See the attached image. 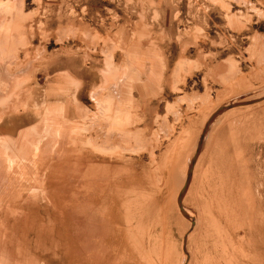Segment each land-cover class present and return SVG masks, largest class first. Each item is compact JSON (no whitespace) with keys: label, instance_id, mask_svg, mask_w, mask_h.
I'll list each match as a JSON object with an SVG mask.
<instances>
[{"label":"rangeland","instance_id":"1","mask_svg":"<svg viewBox=\"0 0 264 264\" xmlns=\"http://www.w3.org/2000/svg\"><path fill=\"white\" fill-rule=\"evenodd\" d=\"M205 122L168 239L162 187H183ZM56 131L79 176L59 169L55 207L16 203L15 223L6 186L41 195L30 161ZM0 160L13 264H264V0H0ZM92 166L116 181L99 203Z\"/></svg>","mask_w":264,"mask_h":264},{"label":"bare ground","instance_id":"2","mask_svg":"<svg viewBox=\"0 0 264 264\" xmlns=\"http://www.w3.org/2000/svg\"><path fill=\"white\" fill-rule=\"evenodd\" d=\"M242 103V102H241ZM241 103H237V104H241ZM235 103H231L230 105H233ZM236 109V108H234ZM233 109V110H234ZM226 113V112H225ZM207 123L208 122H205L204 126L202 127V132H200L201 134L199 135V138H198V141H197V145H196V153L194 154V156L191 158V161H190V164L187 168V172H186V177H185V183L181 189V191L179 192L178 194V198H177V206H178V209L179 211L185 215V211L180 210V200L182 199V196H183V193L190 181V176H191V172H192V168H193V165H194V162H195V158H196V154H197V151L199 150V146L201 144V140H202V137H203V134L206 130V127H207ZM39 129V128H38ZM35 130V129H34ZM37 130V129H36ZM64 130V129H63ZM25 134V133H24ZM22 134H20L18 136V141L22 140L21 136ZM56 138L57 140L50 146L48 147V152H53V155L50 156L47 155L45 153L43 156L39 155V157L37 156L36 160L35 161H30V165L32 166L31 169L33 170L32 172H34L31 177V179L28 181L29 183L32 184V182H34L35 184L34 185H39L41 187V195H39V193L37 192L35 194V189H34V192L33 193H30L32 192L33 190H31L30 192H26V187H24L25 185H27V183H22L20 182L18 184V188L17 190L13 193L12 190L9 189V187L6 186L7 188V193H6V198H5V202L7 203L5 206H4V209H5V214L7 216H11L13 217L14 216V222L16 223L17 220H19V215L18 213H16L15 210L13 209H16V207L14 206V204L17 203V205L19 206H30L31 208L33 207H36L38 206V201L40 200H45L46 203L49 204V207L51 208H54L55 207V202L60 200V196L57 195V192L56 191V185L58 183V178L59 176H63L64 174V177H66L65 179V183L66 185L69 184V176L71 175H74L75 173L77 174L78 173V176H79V172H80V168L79 169H76L74 167H69V166H72L71 164L68 166L67 163H64V160H67L68 156L69 155H72L70 150L69 152L67 150L64 149V144H65V140H64V137H63V134L61 132H57L56 131ZM25 136V135H24ZM7 141V140H6ZM23 141V140H22ZM41 142L43 143L42 141V138H38V140L36 141V147L39 149L41 146ZM68 143V142H67ZM23 144V143H22ZM21 144V145H22ZM46 144V143H45ZM43 145V144H42ZM48 145V144H47ZM47 145H45L47 147ZM66 145V144H65ZM75 145V144H74ZM73 145V146H74ZM15 146V145H14ZM17 146V145H16ZM40 146V147H39ZM64 146V147H63ZM18 147V146H17ZM20 147V146H19ZM18 147V148H19ZM76 147H78V145H76ZM36 148V149H37ZM46 149V148H45ZM76 152L80 154L79 150L77 148H75ZM31 152V151H30ZM42 152V150H41ZM69 153V154H68ZM75 153V154H77ZM81 156L78 157L76 159V161H79L81 160ZM31 158V157H30ZM70 158V157H69ZM32 159V158H31ZM75 159V158H74ZM16 160V159H15ZM70 160V159H69ZM5 161V159H4ZM8 161V160H7ZM14 161V160H13ZM10 162V161H9ZM3 161L0 160V167H1V171H0V176L4 175V178L3 180L1 181V184H4L5 182V179L7 178L6 176L9 175L7 174V172H11V166H3ZM66 164V166H65ZM12 165V163H11ZM73 166H76L75 164H73ZM79 166V165H78ZM82 166V165H81ZM63 167H66V172H62L63 174L62 175H58V170L62 169ZM80 167V166H79ZM21 168V167H20ZM78 168V167H77ZM93 168H97V166H92L90 167L89 170H85V172L83 173L82 175V179L79 180L78 182L80 183V187L81 188H85V193H86V197L87 199L91 200H96V202H100V194L102 191H104L106 188L109 187V185H111V188L109 189H112V188H115V178L113 177L112 174H110V177L108 175H101L98 176V172L97 170L93 169ZM65 169V168H63ZM31 171V170H30ZM70 172H72V174L70 175ZM13 173V172H12ZM29 173V172H28ZM6 174V175H5ZM82 174V173H81ZM74 177V176H73ZM128 177V176H127ZM9 178V176H8ZM75 178V177H74ZM129 178V177H128ZM69 181H68V180ZM127 179V178H126ZM136 179V178H135ZM25 180V179H24ZM8 181V179H7ZM17 179H15V182L17 183ZM74 181V180H73ZM122 181L124 180H121L117 183V185L119 183H122ZM13 182V181H12ZM71 182V181H70ZM139 182V181H138ZM144 182V180L142 182H140V186L142 187V183ZM115 183V184H114ZM0 184V186H1ZM14 184V183H13ZM11 184H9L10 186ZM71 185V184H70ZM116 185V187H118ZM120 185V184H119ZM124 185H126V183L124 182ZM4 186V185H3ZM11 187V186H10ZM38 186H36L37 188ZM124 187V186H123ZM28 188V187H27ZM31 188V187H30ZM40 189V188H39ZM13 193V194H12ZM61 193V192H60ZM70 196L69 195V199H70ZM144 198V197H143ZM108 199V198H107ZM113 200V199H112ZM12 201H13V204H12ZM82 202V201H81ZM88 208V207H87ZM84 210H87V209H84ZM20 212V211H19ZM185 212V213H184ZM188 213V212H187ZM190 214V213H189ZM88 216V215H87ZM111 216H113V213L110 211L109 212V221H107L108 223L111 221ZM187 216V215H185ZM22 220V218H21ZM20 221V220H19ZM191 226L193 224V220L191 219ZM101 222V221H99ZM24 223V222H23ZM102 223V222H101ZM25 224V223H24ZM81 224V223H80ZM79 224V225H80ZM86 224V223H84ZM78 225V224H77ZM76 225V226H77ZM78 225V226H79ZM88 225V224H87ZM90 226V225H89ZM82 227V226H81ZM87 227V226H86ZM78 228V227H77ZM88 228V227H87ZM96 228V227H94ZM98 228V227H97ZM192 228V227H191ZM13 229V228H12ZM12 229L10 230V228H8L7 226H5L4 222L0 220V264H13L12 263V259L10 258V254L11 253H8V252H5V248H8L9 247H12V244L13 242H15V244H17V241H18V237H14L12 236ZM17 229V228H16ZM79 229V228H78ZM81 229V228H80ZM90 230H92L90 228ZM98 231V229H96ZM100 230V229H99ZM105 230V229H104ZM85 231V230H84ZM103 231V230H102ZM89 232V231H88ZM74 233H75V230H74ZM109 233H110V228H109V225H108V234L106 235L107 237L109 236ZM76 234V233H75ZM101 234V233H100ZM103 234V233H102ZM86 235V234H85ZM93 235V234H92ZM90 235V236H92ZM95 235V234H94ZM105 235V234H104ZM82 236V235H81ZM88 235H86L84 238L86 239ZM96 236V235H95ZM99 237V235H97ZM103 236V235H100V237ZM97 237V238H98ZM79 238V237H78ZM83 238V240H85ZM90 238V237H89ZM96 238V237H95ZM81 239V238H79ZM88 239V238H87ZM185 239V237H184ZM14 240V241H13ZM92 240V239H91ZM89 241V240H88ZM102 241V240H101ZM78 242V241H77ZM81 242V241H79ZM89 243V242H88ZM87 244V243H86ZM85 244V245H86ZM93 244V243H92ZM91 244V245H92ZM101 244V243H99ZM8 245V246H7ZM94 245V244H93ZM89 246H90V243H89ZM86 247L87 249L89 248ZM98 246V245H97ZM95 246H93L94 248ZM101 247H102V244H101ZM100 248V247H99ZM104 249V248H103ZM84 250V248H83ZM90 250V249H89ZM92 250V248H91ZM15 251V250H14ZM94 251V250H93ZM96 252H99L98 250H95ZM101 251V250H100ZM106 251V250H105ZM84 252V251H83ZM16 254V253H15ZM14 254L12 253L11 256H13ZM97 254H94L93 255V258L96 257ZM105 253L102 254V256L104 257ZM98 257V256H97ZM97 261L100 262V259H96ZM102 260V258H101ZM28 264V263H27ZM99 264V263H98ZM112 264V263H111Z\"/></svg>","mask_w":264,"mask_h":264},{"label":"crops","instance_id":"3","mask_svg":"<svg viewBox=\"0 0 264 264\" xmlns=\"http://www.w3.org/2000/svg\"><path fill=\"white\" fill-rule=\"evenodd\" d=\"M180 183H183L182 180L178 176L171 174L170 178L166 176V181L164 182V186L162 187V189H166L165 190L166 193L164 194V197L162 196V202L164 205L163 206V210H164L163 218L165 220V224L167 222V225L164 224V233H166V231H168V239H169V235H171V237H172L171 239H175L176 232L178 233L180 230L182 231V228H183V222L181 221L182 219L177 214V211L175 208L178 195H177L176 199H175V196H176L178 190L181 188V187H179ZM181 189H180V191H181ZM179 192H178V194H179ZM132 201H134V199H132ZM133 207H134V203H132V209L129 207L128 216L131 215V212L133 214ZM117 213H118L117 224L119 226L120 223L121 224L124 223V221L122 222V220H121L124 218H123L122 211L120 212L121 217L119 216V211ZM127 234H128V232H127ZM118 237H119V235L117 234V238ZM171 244H173V243L171 242ZM127 255H129L128 252H127Z\"/></svg>","mask_w":264,"mask_h":264},{"label":"water","instance_id":"4","mask_svg":"<svg viewBox=\"0 0 264 264\" xmlns=\"http://www.w3.org/2000/svg\"><path fill=\"white\" fill-rule=\"evenodd\" d=\"M232 106V105H231ZM181 210V209H180Z\"/></svg>","mask_w":264,"mask_h":264}]
</instances>
